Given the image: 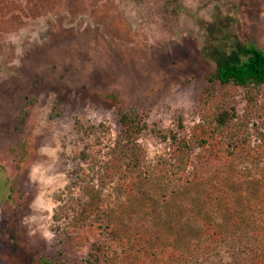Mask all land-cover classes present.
I'll return each instance as SVG.
<instances>
[{
	"label": "rangeland",
	"instance_id": "rangeland-1",
	"mask_svg": "<svg viewBox=\"0 0 264 264\" xmlns=\"http://www.w3.org/2000/svg\"><path fill=\"white\" fill-rule=\"evenodd\" d=\"M221 31L264 51V0H0V264H264V85L211 79Z\"/></svg>",
	"mask_w": 264,
	"mask_h": 264
},
{
	"label": "trees",
	"instance_id": "trees-1",
	"mask_svg": "<svg viewBox=\"0 0 264 264\" xmlns=\"http://www.w3.org/2000/svg\"><path fill=\"white\" fill-rule=\"evenodd\" d=\"M206 52L215 62V69L211 79L218 82L223 88H242L250 100L253 91L259 90L264 85V51L257 45L243 42L230 33H223L221 31L217 36H210ZM218 96V93L215 94L214 92L211 93L210 91H207L206 94L202 96L200 106L202 112H206V116L211 117L213 122L216 123V127L224 128L229 120L234 118L235 114L232 112L229 113V111L223 109V107L217 108L213 112L209 111V104L212 103L215 105L218 101L220 102V100H222V98H217ZM229 109L233 111V109ZM131 115L132 111H130V113L121 112L120 123L125 129V135L129 137L128 141L134 142V135L136 136V134L140 132V128L136 131H132V127L135 125V127H138V124H131V121H133L131 120ZM132 148L133 146H114L109 154L108 162L104 165V172L106 173L115 169L116 171L113 172V175H115V173L118 172V168L120 169L121 163H123L126 168L131 167L132 169H135L138 166V161L140 162V158L128 154L129 150H132ZM178 148L180 149L179 146ZM182 148H185L188 152L193 150L192 146H182ZM193 179L194 178L188 181L189 186L194 184ZM206 198L207 199L202 200L200 198V240L213 238L216 235V231L217 233L219 231L214 228L215 225L212 224L210 209L208 210L209 206H207L210 202H206V200L211 197ZM198 206L199 205L196 203V207ZM196 209L199 210V208ZM83 212V210L77 212V218H80ZM196 213L199 215V211ZM56 217L57 210L54 212V219ZM203 220L208 221L207 226L204 225ZM100 251V246L93 244L84 259V264H99ZM262 251L264 252V247ZM41 264L52 263L42 260Z\"/></svg>",
	"mask_w": 264,
	"mask_h": 264
}]
</instances>
